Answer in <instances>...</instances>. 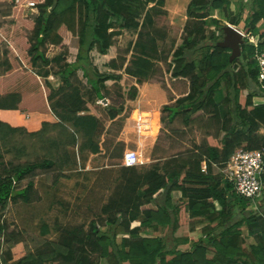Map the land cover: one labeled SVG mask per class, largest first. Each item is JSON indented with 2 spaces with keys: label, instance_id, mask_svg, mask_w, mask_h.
Wrapping results in <instances>:
<instances>
[{
  "label": "trees",
  "instance_id": "trees-1",
  "mask_svg": "<svg viewBox=\"0 0 264 264\" xmlns=\"http://www.w3.org/2000/svg\"><path fill=\"white\" fill-rule=\"evenodd\" d=\"M30 1L37 13L31 14L28 21L30 35L25 40L24 55L28 68L33 70L36 64L49 62L46 53L50 45L64 50L77 49L76 61L62 69L59 77L66 86H79L87 103L97 111L100 107L96 100L107 98L102 91L106 88L105 81L114 79L113 87L118 88L121 76L88 74L89 51L95 48L101 54L106 53L114 44L119 27L137 29L138 19L147 8L167 15L163 9L166 0ZM188 8L185 22H178L184 25V49L193 51L214 36L215 31L208 33L206 28L209 23L220 26V19L211 17L213 10H219L230 25L241 29L246 36L256 38L255 44L248 42L241 46L239 57L231 59L229 47L221 42L207 47L197 59L180 56L170 67L172 77L186 80L188 89L175 100L170 97L171 102L163 104L160 111L167 113L168 122L180 118L184 126L194 125L203 136L198 148L176 155L165 164L154 163L146 179L138 181L132 193L104 205V214L92 220L84 234L76 228L60 241L32 237L29 245L17 249L10 246L14 264H264V213L255 211L219 235L211 233L231 218L227 210L229 196L243 208L251 205L222 178L220 169L239 149L264 147V137L258 134L260 126H264V103H255L254 96L259 93L250 91L253 83L264 97V88L257 82L255 60L256 52L264 48V0H246L244 9L237 14L231 9V0H189ZM90 29L96 33L88 41ZM1 37L0 34V40ZM137 43L157 47L155 42L138 36L122 55L118 54L120 57L109 61L110 67L122 69L126 56L130 55L125 67L128 74L143 73L150 59L140 51H132ZM15 62L19 66L15 67ZM18 67L20 61L15 53L8 50L0 53V75L8 74L0 80V92L20 94L18 107L21 109L46 112L40 81L28 68ZM78 69L86 76V84L77 75ZM120 89L119 102H108L102 110L104 114L80 113L66 101L56 100L51 111L57 122L53 125L43 122L39 131L31 133V138L39 141L42 155L24 162L5 161V154L18 152L16 128L0 121V150L4 148L0 152V211L10 204L39 201L34 178L45 174L54 185L64 177L62 171L71 163L68 147H76L79 152H99L105 121H116L125 102L137 96L134 84ZM202 162L205 171L201 169ZM162 191L165 201L159 203L156 196ZM171 191H180L181 196L173 198ZM214 202L219 204V210L215 209ZM99 220L112 228L110 234L100 229ZM134 221L138 224L131 227ZM201 224H204L201 230L205 237H194L192 233ZM243 224L248 227L247 236L253 238V244L247 245V238L241 233ZM7 227L5 223L0 224V232L7 231ZM160 227L163 228L159 233ZM46 231L47 227L42 225L41 235ZM7 232L14 244L23 239L24 231ZM168 232L175 241L171 249H166L163 242ZM2 264L12 263L4 260Z\"/></svg>",
  "mask_w": 264,
  "mask_h": 264
},
{
  "label": "rangeland",
  "instance_id": "rangeland-1",
  "mask_svg": "<svg viewBox=\"0 0 264 264\" xmlns=\"http://www.w3.org/2000/svg\"><path fill=\"white\" fill-rule=\"evenodd\" d=\"M188 3L189 0H166V3L163 5V9L167 11L166 17L163 16V14H158L157 10L147 8L148 10L146 9L138 19L140 26L137 29L122 28L118 26L119 32L114 38V44L110 46L105 53L107 56L113 55L112 59L120 57L118 54L122 55L127 45L130 42H133L134 44L138 36L142 37L145 41H153L157 45L156 48H153L146 44L137 43L134 46L135 49H132L133 52L140 51L141 54H145L148 59H150L149 67L143 73L138 74L139 76H132L128 74L127 69H125L130 55L126 56V63L122 69L114 70L109 65L111 59L107 62L109 58L107 56V58L104 56L102 57V54L95 48L91 49L88 53L86 64L88 74L93 75L98 73L102 76H121L118 80L119 84H117L119 89L113 87V84L116 83L114 79L109 78L105 81L106 88H102V91L109 102L115 104L116 102H119L120 97L118 96V92H121L120 88L123 86L132 84L137 86V100L133 103L125 102L120 117L110 125V140L114 139L113 137L116 136V134L122 132L124 142H122V145L113 148L110 152L111 157L109 158V162L117 161L121 164V159L123 157L122 152L126 149H133L138 151L141 163H146L148 157L151 155L150 151L153 146L155 147L154 155L156 157L164 155L170 160V158L172 159L175 155L196 150L203 139L200 131H198L194 125H191L190 127L184 126L180 121V118H176L173 122H168L167 113H162L160 111L162 106L161 102L169 100L170 97L179 98L183 96L187 90L188 82L186 80L182 78H173L171 75L170 67H172L175 59L180 56H191L196 59L201 57L207 47L218 45L225 41L226 28L230 26L228 21L224 20V15L222 13L218 16V13L213 10L211 11V17L220 19V26H213V24L209 23L206 25V28L208 33L210 31H215L214 36L211 39L205 40L203 44L195 48L193 51L184 49L183 38L185 37V33H183L184 25L182 24L188 17ZM245 4L246 0H231L233 13L237 14L239 10H243ZM26 9L29 8L26 7ZM35 11L37 10L35 9ZM35 13L36 12L32 14ZM30 15L31 13L29 11L24 12L22 7L15 5L14 0H0V33L3 37H6L1 38L0 40V51L13 47V49H15L13 51H16L18 56L24 62V55L26 52L25 40L30 35L31 24L28 22ZM179 21L182 24L179 25ZM95 33L96 31L93 29L88 30V41L94 39ZM160 35H163V37H160ZM245 37L242 38L241 46L248 42L253 44V41L256 40L255 37L252 39L253 41L250 38ZM77 53L78 50L73 48L64 50L63 48L54 45L53 48H48L47 54L51 56V63H49V68L45 71L46 73L52 72L54 74L52 81L56 83V85L52 87L51 84V88L53 89L52 92H50V89H47L49 87H44L46 94H48L46 96H49V99L52 98L51 100L53 102L56 100H64L82 113L88 111L95 112L97 110L87 103L84 97V91L79 86H66L59 78L60 71L76 61ZM228 54L231 55V48H229ZM64 55H67V60ZM240 55L241 51L239 56ZM118 61L120 62V58ZM77 75L81 81L84 83L87 82L86 76L81 69L77 70ZM250 91H254V94L261 93L253 83L250 86ZM170 102L171 101H169V103ZM97 106L105 107L104 105L100 106L99 104H97ZM99 110L102 109L99 108ZM99 110L97 111L98 113ZM161 117H164L165 120L161 121ZM3 150L4 148L2 147L0 152H3ZM121 155L122 157L120 158ZM3 157H5V161H8V157L10 156L5 154ZM116 157L118 159H116ZM74 160H76L75 157ZM167 161L164 163H167ZM114 170V173L106 174L105 181H103L102 185L99 182H95L92 191L88 196L89 200L87 203L89 206L87 205L88 207L79 209L80 211L75 213V215L67 221L66 228L60 231L61 235L59 240H63L69 236L70 230L74 227L80 229L79 231L84 234L90 229V222L97 219V216L100 214L103 215L101 212L103 205L111 203L114 200H119V197L127 195L128 193H132L133 190L138 187L136 186L135 179L142 178L145 176L144 173H147V168L145 167H134L129 169V171H122V167L119 166ZM162 171L163 168L160 172ZM145 179L146 177L143 180ZM97 187H99V189H97ZM164 195L165 192L162 191V193L156 196V201L163 203ZM228 203L227 210L231 212V218L227 220L224 225L211 232L215 236L219 235L225 228L233 226L243 218L253 215L255 211H259L260 214L264 213V201L257 202L255 204V207L257 208L252 204L248 205L247 208H243L239 201L234 197L229 196ZM8 207L10 208V205ZM0 219H4V222L1 224L5 223L8 226L7 231H24V234L21 233L23 238H20L21 242L15 244L12 243L13 240L9 239L7 231L0 232V264H2L4 260L10 261L14 264L15 261H12V248H10V246L13 245V249H17L26 244H31L32 237H42L41 234H37L40 229L38 231L35 229L32 231L19 229L16 217L13 216L12 209L5 212L4 217L0 216ZM97 223L103 231L109 234L112 232V228L107 227L105 224L101 223L100 220ZM134 225H137V222L130 224L131 227ZM162 228L163 227L159 228V233ZM241 231V233L245 235L244 237L247 238V245L251 243L253 244V238L247 236L248 227L245 224L241 226ZM192 235H194V237H205V233L202 232L201 227L196 228ZM243 240L244 239H242L241 242H243ZM163 242L166 249H171L174 246L175 241L170 232L165 236Z\"/></svg>",
  "mask_w": 264,
  "mask_h": 264
},
{
  "label": "crops",
  "instance_id": "crops-1",
  "mask_svg": "<svg viewBox=\"0 0 264 264\" xmlns=\"http://www.w3.org/2000/svg\"><path fill=\"white\" fill-rule=\"evenodd\" d=\"M231 9H232V5H231ZM215 11L218 13V16L221 15V12L219 10H215ZM224 20H226L225 17ZM246 37L252 40V36H246ZM1 38H6V37L2 36ZM49 47L53 48V45H50ZM6 50H8V52L12 51L18 56L16 51L15 52L13 51L15 50L13 49V47H11L10 49L7 48ZM6 50L0 51V53H3ZM46 56L48 57L49 62L47 64L38 63L33 68V70L29 69L28 64L18 56V59L20 61V67H18V69L23 70L25 68H28L40 81L44 93L45 104L48 109L46 112H38V111L31 112L26 109H21L18 107L21 98L20 94H9V93L0 92V121L10 125L11 127L16 128L14 137H15V146H16L15 149H18V152L11 151L8 153V155L10 156L8 157L9 158L8 160L14 163L24 162L28 159H33L37 156H41L42 153L40 150L39 141L35 140L34 138H31V133L39 131L42 128L43 122L49 123L51 125L57 122L56 117L51 111V107H52L51 105L54 102L51 100L52 98L49 99V96H46L48 94H46L44 88V87L46 88L49 87L47 89H50V92H52L53 89L51 88V84L52 87L56 85V83L52 81L54 78L53 77L54 74L52 72L46 73L45 71L47 68H49V63H51L50 62L51 56L47 53ZM64 56L66 57L67 60V55ZM103 56L106 57L107 54L104 53L102 54V57ZM107 57L109 58L107 60L108 62L110 59L113 58V55H108ZM237 57H239V55ZM17 66H19V63L15 62V67ZM7 75L8 74H3V76L0 75V80H2L3 77L5 78ZM175 99L176 98H174L173 100ZM136 100L137 97L134 100L127 101V103L128 102L133 103ZM253 101L255 103H264V97L261 96V93H259L258 96H254ZM166 102L169 101L165 100L161 102V104L163 105ZM100 109L103 110L104 107H100ZM102 110H99V113H102L103 112ZM114 121L115 120L105 121V130L100 139V150L98 153L79 152L76 147H68V153L69 156L71 157V163L70 165H68L63 169L62 173L64 177H61L56 184L52 185L45 174L37 175L34 178V187L40 195V200L31 203L18 202L15 204H10V208L7 207L5 210L0 211V216L4 217L5 212H8L9 209H12L13 216L16 217L17 225L19 226V229L25 231H29V230L32 231L33 229H35L38 231L39 229L41 230L42 225H45L47 227V231L45 235L43 236L41 235V236L53 241H60L59 240L61 235L60 231L66 228V225L68 223L67 221L70 220L75 215V213H78L80 211L79 209L89 206V204L87 203L89 200L88 196L90 195L95 182H99L102 185L103 181H105L104 179L106 177V174L114 173L115 172L114 169H116L119 166L122 167V171L125 170L129 171V169H132L134 167L135 168L145 167L147 168V173H144L145 176L142 178L135 179V183L137 186L138 181H143V179L147 177V175L153 169L152 166L154 163L161 161L163 164H165L164 162L168 160V157L164 155L160 157L158 156L156 157L154 155V151H155L154 146L150 151L151 155L148 157L146 163L140 162L141 164H138L134 167H124L123 165L120 164V162L117 161L109 162V158L111 157L110 152L113 150V148H115L118 145H122V142H124V138L122 137V132L116 134V136H114L113 137L114 139L112 140H110V136H111L110 133H106L107 128ZM50 132H53V129H50ZM258 134L264 137V126H260V128L258 129ZM74 157L76 158V160H74ZM121 157L122 155L120 156V158ZM116 159L118 158L116 157ZM78 167L81 169L79 170ZM97 189H99V187H97ZM170 196L173 198L180 197L181 192L171 191ZM163 199H164L163 200L164 203L165 197ZM102 207H104V205ZM214 207L216 210L220 209V206L219 204H217V202H214ZM101 212L102 214H104L103 211ZM3 222L4 219L2 220L0 219V224ZM203 226L204 224L203 225L201 224L198 225L196 228L199 227L202 228ZM73 229H76V227L72 228L70 232ZM40 230L37 233L38 235L41 234Z\"/></svg>",
  "mask_w": 264,
  "mask_h": 264
},
{
  "label": "built area",
  "instance_id": "built-area-1",
  "mask_svg": "<svg viewBox=\"0 0 264 264\" xmlns=\"http://www.w3.org/2000/svg\"><path fill=\"white\" fill-rule=\"evenodd\" d=\"M14 3L22 7L24 12L37 13L34 3L30 0H14ZM26 7L29 9H26ZM240 31L242 32V30ZM243 37H245L244 33ZM253 44H255V41H253ZM255 60L258 68L257 82L261 88H264V48L256 52ZM108 102L105 97L97 100V103L104 106ZM140 162L137 150L126 149L124 151L121 165L134 167ZM78 169L81 168L78 167ZM201 169L202 171L206 169L204 162L201 163ZM220 171L222 178L233 185L236 194L247 198L254 207L257 202L264 200V147L239 149L227 160Z\"/></svg>",
  "mask_w": 264,
  "mask_h": 264
},
{
  "label": "water",
  "instance_id": "water-1",
  "mask_svg": "<svg viewBox=\"0 0 264 264\" xmlns=\"http://www.w3.org/2000/svg\"><path fill=\"white\" fill-rule=\"evenodd\" d=\"M243 33L236 27L230 25L226 28V37L222 45L231 48V59L237 57L241 51Z\"/></svg>",
  "mask_w": 264,
  "mask_h": 264
}]
</instances>
